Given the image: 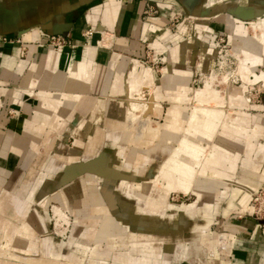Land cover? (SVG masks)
Returning a JSON list of instances; mask_svg holds the SVG:
<instances>
[{"label": "rangeland", "instance_id": "374dc122", "mask_svg": "<svg viewBox=\"0 0 264 264\" xmlns=\"http://www.w3.org/2000/svg\"><path fill=\"white\" fill-rule=\"evenodd\" d=\"M217 1L205 4L213 13L209 18L193 20L181 2L176 3L177 10L165 29L181 37L175 43L184 47L183 61L170 59L165 42V49L147 47L144 56L134 58L124 69H107L108 75L100 67L85 74L73 73L72 67L58 76V81L62 74L68 78L65 86L72 83L66 90L52 89L50 83L43 87L38 77L20 88L0 83L5 89L17 88L20 94L0 95L2 264H155L174 259L175 247L185 244L183 239L191 231L189 225L177 231L176 217L180 212L190 214L189 207L196 203L213 200L209 193H202L203 200H199L197 185L218 184L225 178L227 166L235 167L233 161L220 160L226 157L223 152L242 154L229 132L244 137L250 126L249 114L264 116V10L229 25L222 7L243 0ZM148 4L155 14L145 15V23L161 14L155 3ZM234 13L239 15V11ZM190 23L191 33L181 35L179 29ZM5 37L0 36V43L6 44ZM114 38L104 33L99 47L111 48ZM248 39L257 40L260 54L246 49ZM146 44L149 46V41ZM170 44L175 46L173 41ZM49 57L56 60L58 55ZM80 76L86 83L74 82ZM171 78L175 82H169ZM181 95L182 102L178 100ZM44 97H51L55 104L72 102L68 104L71 112L58 111L44 103ZM78 99L93 101L96 108L79 115L81 108L74 103ZM177 105L185 112V121L180 133L184 144L176 145L154 133L168 132L170 110ZM123 132L127 135L124 145H119L117 136L109 137ZM99 141L103 144L96 148L94 143ZM146 141L164 142V151L156 159L160 167L134 170L142 159V166H150L156 158L150 147L141 144ZM96 149L97 153L91 152ZM216 150L221 152L217 160ZM171 151L178 159V171L169 166L175 160ZM170 153L171 159L163 163ZM101 158L107 159L112 177L94 170L93 164ZM189 170L194 172L192 177L182 176ZM20 174L21 186L17 187L20 182L14 184L15 176ZM183 181L185 186L177 187ZM8 186H16L17 191L8 190ZM38 188L43 193L35 197ZM249 195L246 208L234 211L230 221L253 220L264 243V180ZM222 219L200 228L201 238L186 245L211 246L214 240L213 251L229 253L234 241ZM46 239L54 240V258L43 254ZM130 252L134 260L128 257Z\"/></svg>", "mask_w": 264, "mask_h": 264}, {"label": "crops", "instance_id": "0c3cea01", "mask_svg": "<svg viewBox=\"0 0 264 264\" xmlns=\"http://www.w3.org/2000/svg\"><path fill=\"white\" fill-rule=\"evenodd\" d=\"M148 2L155 3L159 7L161 14L159 17L145 23L144 19H147L145 15L150 8ZM177 2H181L193 20L196 17L209 18L213 13L205 5L206 2H214L215 4V2L218 3L219 1L0 0V36L20 38L23 42V45L0 43V83H11L20 88V84L24 85L33 77H38L41 79L43 87H47L49 84L46 86V83H50L49 87L52 89L66 90L72 87V83H69V86H65L68 78L64 74L69 73L72 67H74L73 73L80 74H85L88 69L95 71L99 67L105 71L107 69L114 71L119 67L124 69L134 61V58L144 56L147 47L159 49L165 42L170 52V59L183 61L184 47L175 43L181 37L173 35L170 30L165 29L168 19L177 10ZM222 9V12L226 11V14L222 16L227 18L229 25H232L249 16L250 13L260 14L264 10V0H243L235 4L224 5ZM219 11L218 13H220ZM234 11H239V15H236ZM191 23L189 27L183 30L179 29L181 35H188L192 31ZM209 29L214 32V29ZM89 31L94 32L92 38L85 37V34ZM106 32L112 34L115 38L111 48H100L99 43L103 40ZM162 33L163 36H160ZM51 35H70L77 47L74 49L66 48L64 51L56 52L45 44L47 38ZM148 41L149 46L146 44ZM170 41L174 42V47L171 46ZM23 46L27 47L25 57L22 55ZM172 51L177 53L174 58H171ZM53 53L58 55L56 60L49 57ZM60 73L64 74L60 76L58 81ZM79 80L85 82L83 76L78 77L74 82ZM5 88L0 86V95L4 97L20 95L15 90L17 88ZM47 98L52 105H56L55 100L51 97ZM78 100H75L76 102L74 103L75 107L81 108L79 115L91 113L96 108V104L93 102H91L93 104L90 103L91 105H85V102L80 100L81 104L76 105ZM58 102L61 103L60 101ZM62 103L64 106L62 107L59 104L60 106L57 107L58 111L63 113L71 112L68 104L72 102ZM249 116L250 126L245 129L246 136L243 137L240 134L239 137H236V134L229 132L230 140H235L233 142L234 146L242 154L234 156L223 152L224 156L236 164L234 170L231 167L224 170L226 176L218 184L211 183L210 186H205L200 182V185H197V192L200 194L199 200H203V197H201L202 193L211 194L213 200H206L202 204L196 203L194 207H189L190 214L180 212L178 215L180 217H176L177 231L184 225L191 226V231L189 230L190 233L187 235L189 237L183 239L186 243L188 241L189 245H191V241L201 238V236L199 238V229L197 228L209 227L219 217L223 218L222 224L229 226L227 229L234 241V249L229 251V253L215 252L212 250L213 248L211 250L207 249L205 252L206 256L203 258L204 264L262 263L264 243L257 236L258 227L256 223L253 220L234 222L232 219V222L230 221L234 211L246 208L250 198L249 194L255 190L260 180H264V165L258 164L260 160L264 162V116L258 114H249ZM257 139L260 141L259 145L254 143ZM21 174L15 176L14 184L21 181ZM43 178L48 183V177L44 176ZM206 181L205 179L204 182ZM16 186H8L6 188L16 192L17 187L21 186V182L20 185ZM198 186L200 188L205 187L202 188L203 190H199ZM39 187L41 188V186ZM9 193L5 191L7 197H10ZM41 193L43 191L38 188L35 197ZM205 210H208L212 216L210 218L198 217V214ZM42 224L44 225V223ZM222 237L224 236L220 238ZM216 239H219V237ZM45 242L46 246L43 249V254L51 258L56 257L54 240L46 239ZM211 245L213 247L216 246L214 240L211 241ZM64 248L65 245H63ZM209 251L212 252L210 253ZM63 253L65 255V252ZM130 254L127 256L132 257V260H134V254L132 252ZM176 262L191 264L186 259ZM0 264L2 263L0 262Z\"/></svg>", "mask_w": 264, "mask_h": 264}, {"label": "bare ground", "instance_id": "6f19581e", "mask_svg": "<svg viewBox=\"0 0 264 264\" xmlns=\"http://www.w3.org/2000/svg\"><path fill=\"white\" fill-rule=\"evenodd\" d=\"M240 37V36H239ZM241 39H242V36H241ZM244 41V40H243ZM246 49L248 50V51H252V52H255V54H260V52H261V45H259V43L257 42V40H255V39H248V41H247V43H246ZM182 50V49H181ZM173 52V51H172ZM177 53H175L174 52V54H172L173 55V58H174V56L176 55ZM142 73V72H141ZM143 76V75H142ZM144 78V77H143ZM175 82V79L174 78H171V80H169V82ZM139 82V81H138ZM184 87V86H183ZM183 87H181L180 89L182 90V88ZM185 92V91H184ZM184 95H181V96H179V98H178V100L179 101H183V99H184V97H183ZM44 98H46V97H44ZM137 98V97H136ZM44 103L45 102H48L50 105H51V107H54V108H56L57 109V107L58 106H64L63 105V103L61 102L60 103V105L59 104H56V105H52V103L50 102V100H48V98H46V99H44V101H43ZM91 102H93V101H91ZM90 101L89 102H85V105H91V104H93V103H91ZM91 103V104H90ZM79 104H81V102H79V100L77 101V104L76 105H79ZM95 104V103H94ZM133 106H136L137 107V105H133ZM140 107V106H139ZM139 107H137V108H139ZM133 109H135L134 107H132ZM136 108V109H137ZM131 109V108H130ZM58 110V109H57ZM135 111V110H134ZM130 112H131V110H130ZM133 112V111H132ZM144 112V111H143ZM131 114V113H130ZM45 115V114H44ZM170 116H171V122H170V124L168 125V132L167 133H164V134H162V135H160L159 133L158 134H156V133H154V135H158L159 136V138H161V136L165 139V140H169V142H170V140H172V141H174L175 142V144L177 145V144H184V142L181 140L182 139V137L180 136V133L182 132V130L184 129L183 127H182V123L185 121V112L177 105V106H175V107H173L171 110H170ZM40 118V117H39ZM41 118H43V119H45L46 120V118H44V117H41ZM47 118H49L48 117V115H47ZM129 127V126H128ZM129 129V128H128ZM132 132V131H131ZM116 137L117 136V139H118V142H119V145H124L125 143H124V138L127 136L124 132L123 133H121V134H116L115 136L113 135H109V137ZM121 138V139H120ZM120 139V140H119ZM171 141V142H172ZM163 143L164 142H155V141H146V143H143V142H141V144H143V145H145L146 146V148L147 147H150L153 151H151V153H153V154H155V156H156V158H155V160L150 164V166H142L141 165V163L143 162V161H145L144 159H142L141 161L142 162H140V164H137L138 166H136V168L135 167H133L134 168V170H136V169H138V170H146V169H149L150 167H152V166H155V168L156 167H158V165H159V167H160V164H157V161H156V159L160 156V154L161 153H163V149H162V145H163ZM103 144V142H101V141H99V142H95L94 143V146L96 147V148H98L99 147V145H102ZM136 144L137 145H140V142H136ZM172 144V143H171ZM97 150L98 149H96V150H92L91 152L92 153H97ZM190 151L191 152H193L194 151V148H192L191 147V149H190ZM189 151V152H190ZM150 153V154H151ZM171 153H173V151H171ZM171 153L167 156V158H165V160L163 161V163H166V161L168 160V159H171ZM220 151L219 150H216L215 151V160H217V157H219V155H220ZM149 154V153H148ZM185 155H187V153L185 152L184 153ZM166 156V155H165ZM172 157L175 159L172 163H170V168H172L173 170H175V171H178L180 168H179V165H178V159L176 158V156H175V154L173 153V155H172ZM222 162H224V160L225 161H230V163H231V159H229L228 157H223V158H221L220 159ZM171 161V160H170ZM211 161H214V159L212 158V160ZM107 159L105 158V159H103V158H101V159H99V160H97L96 161V163H94L93 164V168H94V170H96V171H101V172H103V173H105L106 175H108V176H110V177H112V172L111 171H108V170H111V169H109V165L107 164ZM155 162H156V164H155ZM139 165H141V166H139ZM152 165V166H151ZM232 165V164H231ZM114 166V165H113ZM162 167H163V164H162ZM227 167H231V168H235V167H233V166H227ZM112 168V167H111ZM116 168H118V167H116ZM127 168V167H126ZM123 168H121V169H119L118 168V170H122ZM194 172L193 171H185V173H183L182 174V176H188V177H192L194 174H193ZM133 175L134 176H138V177H142V175L143 174H140V173H133ZM149 175V174H148ZM143 176L142 178H150L151 176ZM114 177V176H113ZM154 177V176H153ZM185 186V182L183 181V182H181V183H179L178 184V186L177 187H181V186ZM204 213L203 212H201L200 213V215H203ZM199 215V214H198ZM204 217H208V218H210L211 216H212V214L211 213H209V211L207 210L206 211V214H204L203 215ZM202 216V217H203ZM197 229H199L198 230V232L201 230L200 229V227L199 228H197ZM197 231V230H196ZM194 244V243H193ZM139 245H142V243H140ZM209 246V247H208ZM208 246H206V244L205 245H203V244H201V243H196V244H194L193 246H189V245H186V243L185 244H181V245H177L175 248V253H174V259H167V258H165L163 261H158V262H156L155 264H174L175 262L174 261H180V260H183V259H186L188 262H190L191 264H204V262H203V258L206 256L205 255V252L207 251V248L209 249V250H211L212 249V247H213V245H208ZM210 252V251H209ZM212 252V251H211ZM210 252V253H211ZM207 254V253H206ZM211 256V255H210ZM211 258V257H210ZM172 260H174V261H172ZM132 261H130L129 263H131ZM210 263V262H209Z\"/></svg>", "mask_w": 264, "mask_h": 264}, {"label": "built area", "instance_id": "2783aa9c", "mask_svg": "<svg viewBox=\"0 0 264 264\" xmlns=\"http://www.w3.org/2000/svg\"><path fill=\"white\" fill-rule=\"evenodd\" d=\"M154 9L149 8L146 12V15L152 16L154 15ZM94 35L93 31H89L85 34L86 38H92ZM5 42L8 44H21L23 45V42L20 38H14V39H8V37H5ZM45 44L48 47L53 48L56 51H64L66 48H76V43L72 40L70 35H51L47 38ZM27 54V47L23 46L22 55Z\"/></svg>", "mask_w": 264, "mask_h": 264}]
</instances>
